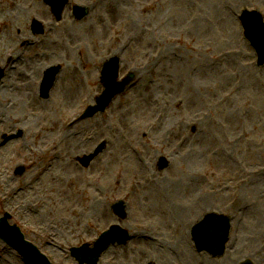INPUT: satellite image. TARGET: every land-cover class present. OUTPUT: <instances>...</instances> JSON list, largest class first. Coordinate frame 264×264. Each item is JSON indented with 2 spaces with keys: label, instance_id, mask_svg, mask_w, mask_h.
Returning <instances> with one entry per match:
<instances>
[{
  "label": "rangeland",
  "instance_id": "obj_1",
  "mask_svg": "<svg viewBox=\"0 0 264 264\" xmlns=\"http://www.w3.org/2000/svg\"><path fill=\"white\" fill-rule=\"evenodd\" d=\"M30 2L37 9L26 11L13 33L25 35L24 43L33 42L25 54L27 62L14 65L13 74L0 81V171L9 187L0 188V219L10 214V224L20 227L53 264H78L70 250L93 245L113 226L133 240L125 247H111L99 264H264V68L257 67L239 21L245 10L264 15V0H72L60 24L42 0ZM7 3L0 0V7ZM76 6L91 9L81 22L73 16ZM34 20L44 26L43 36L33 35ZM67 39L78 44L74 53L63 46ZM48 42L56 43L53 55L47 53ZM8 55L0 50V69L14 58ZM116 56L121 58L119 80L134 72L136 83L104 115L83 120L104 92L103 63ZM37 59L42 62L32 67ZM53 68L59 74L46 101L40 98V87ZM76 73L85 90L80 102L51 112L80 147L72 149L73 141L66 140L65 145H54L55 152L43 148V153L25 156L26 148H38L39 138L35 132L28 135L25 120L20 127L13 123L15 116L23 119L31 112V104L24 107L19 98L22 85L28 84L42 110L68 91L79 92L70 81V87L58 84ZM7 91L13 95L5 98ZM14 141L20 146L9 145ZM103 143L107 147L89 169L76 162L94 155ZM59 154L75 174L101 186L104 207L85 222H76L70 210L54 217V208L49 200L41 201L36 185V198L27 190L12 200V191L31 183L38 169ZM161 157L170 162L163 172L158 169ZM20 168L22 177L17 176ZM132 184L140 186L141 197L135 196ZM173 184L178 187L167 199V186ZM70 188L81 193L79 210L88 217L92 191L72 184ZM27 202L36 210L20 214L18 208ZM117 202L127 205L125 221L112 212ZM43 204L49 208L37 207ZM171 206L182 216L180 226L170 216ZM213 212L228 216L231 223L227 251L217 259L200 255L192 242L193 228ZM49 234L54 239L48 240ZM0 264L24 263L0 241Z\"/></svg>",
  "mask_w": 264,
  "mask_h": 264
},
{
  "label": "bare ground",
  "instance_id": "obj_2",
  "mask_svg": "<svg viewBox=\"0 0 264 264\" xmlns=\"http://www.w3.org/2000/svg\"><path fill=\"white\" fill-rule=\"evenodd\" d=\"M7 1L9 3H7L5 7H3L4 4H2L0 7V31H2L4 28V25H6V23L9 22V17H12V20L9 23L10 24L9 27H7V29H4L2 31V38L0 39V50L1 51L4 50L9 54L12 52L11 54L18 56L19 53L31 50L32 47H27L28 45L24 44V40L27 38L25 35H22L19 33L14 36L13 33H15L17 31L18 26L22 24L20 23L21 20L19 21L22 15H25L24 13L26 11L28 12L29 10H35L37 8H36L35 3H31L30 0H7ZM9 39L10 41H8ZM29 43H33V42L31 41ZM55 44H56L55 42H48L47 53L49 55L54 54L51 48H52V45H55ZM77 45L78 44L76 42H72L71 39H67V41L63 43V46L65 47V49L71 51V53H74L75 46ZM51 57H54V56H51ZM38 60L39 59L33 61L31 63V66L33 67L42 62L41 60L39 61ZM11 66L12 65H10V67ZM22 73H23V76L27 77L25 71H23ZM70 78H66L64 76L63 79L60 82H58V84L60 86L66 84L67 87H70L71 85H69L68 83V81H70L72 83L77 84L78 87H76V90H79V92L75 91V89L73 92L68 91L65 97L61 99L57 98L55 101L49 103L47 107L44 106L42 110H40L38 104L36 103V96L29 89L28 84L26 87H25V84L22 85L21 90L24 92L21 94L19 98H21V100L25 102L24 107L27 105L26 103L31 104L32 114L30 112V114L25 116L23 119H20L19 117L15 116L13 119V123L15 124V127H20L23 124V120H25L28 124V128H27L28 135H30L31 132H35L39 138V141L36 144L38 148H35V149L32 148V150H30L29 148H26V150L24 151L25 156H30L32 153L34 154L43 153V148H46L45 149L46 152L52 151L54 149V145H56L57 147L59 145H65L66 140H69V142L73 141V144L71 145L72 149L74 147H80L78 140L74 138V135L70 131L64 132V130L59 126L60 124L56 123L54 119V114L51 112L54 108H57V107L58 108L65 107L66 109H68L70 105L72 104L74 105V108H75L80 102L79 95L81 92L83 93L85 92V90L83 89L84 84L82 83V80L79 78L77 73L75 74V78L74 76ZM10 92L11 91L9 92L7 91L6 93H4V97L6 98V97L12 96L13 94ZM7 109L10 110L11 108L8 107ZM13 112L15 113V110ZM11 119H12V116L8 114V120H11ZM244 135H246L245 130L242 131V136ZM85 139L87 140L89 138L85 137ZM9 145L19 147L20 143L18 141H14L12 143H9ZM55 150L53 151L55 152ZM36 168L37 167H32V169H36ZM1 173L2 172L0 171V188L2 190L9 189L8 184L6 185L4 184L5 176L3 177ZM32 179L36 180L37 188H39V190L42 191L40 193L41 201L49 200L50 201L49 207L54 208L52 210L53 216L54 214L59 213V212H65V214L68 215L66 211L70 210L68 212L70 213V216L75 217L74 220L76 222L78 221L85 222V220H88L91 217H93L95 212L101 211L102 208L104 207V203L102 201L103 194H102L100 184L97 186L96 184L98 183H95L94 180L85 181L79 174H75V170L72 168V166H70V163H66L60 154L57 156L56 159H54V156H53L52 161L47 162L46 164L42 165V167L38 169V172L35 175H33ZM71 184L73 186L78 185L79 187H83V188L85 187L86 189L92 191V194L90 196L92 201L87 203L88 211H89L88 217H85L84 212L79 210V209L82 210V202H81L82 195L81 193L77 192L76 189L70 188ZM177 187H178L177 184L167 186L168 190H166V198L169 196L167 199H169L170 196L174 195L173 189ZM33 188L34 187L32 183L30 182L26 183L24 188L21 189L20 192L14 193V197L12 198V200L19 198V196L21 194L26 193L27 190L30 193L29 197L32 196L33 198H36L37 191H36V188L35 189ZM44 189L45 191L43 192ZM167 192H169V194ZM60 195H62L65 199H61ZM142 195L143 194L140 193V191L139 193L137 192L135 193V196L137 197H141ZM161 198L163 199L162 194H161ZM19 206L20 205H18V207ZM143 206L144 205H142L141 207ZM32 207H33V202H30V203L27 202L25 203V205H22V208H18V210L20 214H22L23 211L26 209L28 211H31L30 208ZM37 207H39L41 210H46L49 208L46 205L44 206V204L38 205ZM33 210H36V208L33 207ZM169 210H170V216L173 217L174 222L177 220L178 221L177 226H180L181 225L180 222H182V216L179 213V211L176 210V208H174L173 206H171ZM35 220L37 221L38 218H35ZM46 238L48 240L54 239L53 235L51 234H49V236H47ZM182 242L184 243V245L186 243L189 246L187 238H183ZM112 251L111 249H108L106 256L108 255V253L110 255Z\"/></svg>",
  "mask_w": 264,
  "mask_h": 264
},
{
  "label": "water",
  "instance_id": "obj_3",
  "mask_svg": "<svg viewBox=\"0 0 264 264\" xmlns=\"http://www.w3.org/2000/svg\"><path fill=\"white\" fill-rule=\"evenodd\" d=\"M47 5L52 7L53 13L59 19L62 16L64 8L67 6L69 0H44ZM75 16L78 20H82L87 16L86 10L76 9ZM242 26L245 31V37L250 41L253 48L256 50L259 57V66L264 65V24L260 15L256 12L248 13L245 12L241 17ZM35 27L37 25L35 24ZM36 34L41 33L40 30H35ZM58 71L51 70L47 74L43 85H42V97L48 98V94L53 87L54 80L57 76ZM118 73H119V60L112 59L108 62L102 73V83L105 88L104 94L97 100L98 106L95 108H90L84 116V119L91 118L99 112H104L106 108L110 105L112 100L119 94H121L125 88L133 81L134 77L130 76L122 83H118ZM103 150V146L98 150V152ZM92 155L85 160V166H88L90 161H92L97 155ZM168 166L165 162L162 163V168L164 169ZM117 214H122V208L117 209ZM6 221L0 222V235L4 238L11 246L18 249L24 256L25 260L29 264H47L43 257L39 256L36 251H34L31 246L23 245L19 242V236L16 232L12 233L6 229ZM200 231V232H199ZM230 225L228 219H223V221L217 220L215 218L208 219L204 221L194 232V239L196 241L197 248L200 252H208L214 257H221L225 253L226 245L228 243ZM127 234L121 232L119 229L113 228L110 232L106 233L101 237V239L96 243L95 249L89 251L88 247H84L80 250L73 251V255L84 264L85 262L89 264H97L98 257L100 254L112 243L124 242ZM245 264H251L246 262Z\"/></svg>",
  "mask_w": 264,
  "mask_h": 264
}]
</instances>
